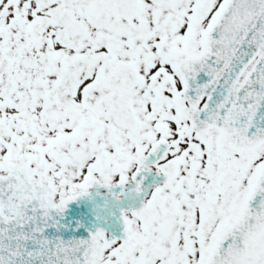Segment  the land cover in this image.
Masks as SVG:
<instances>
[{"label": "snow or ice", "instance_id": "1", "mask_svg": "<svg viewBox=\"0 0 264 264\" xmlns=\"http://www.w3.org/2000/svg\"><path fill=\"white\" fill-rule=\"evenodd\" d=\"M0 264H264V0H0Z\"/></svg>", "mask_w": 264, "mask_h": 264}]
</instances>
